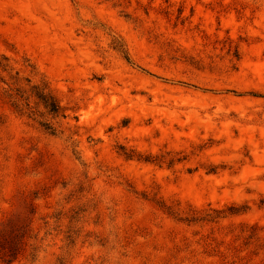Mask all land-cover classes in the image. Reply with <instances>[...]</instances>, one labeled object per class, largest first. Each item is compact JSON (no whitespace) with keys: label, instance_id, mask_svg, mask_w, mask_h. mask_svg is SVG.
<instances>
[{"label":"rangeland","instance_id":"obj_1","mask_svg":"<svg viewBox=\"0 0 264 264\" xmlns=\"http://www.w3.org/2000/svg\"><path fill=\"white\" fill-rule=\"evenodd\" d=\"M0 264H264V0H0Z\"/></svg>","mask_w":264,"mask_h":264},{"label":"trees","instance_id":"obj_2","mask_svg":"<svg viewBox=\"0 0 264 264\" xmlns=\"http://www.w3.org/2000/svg\"><path fill=\"white\" fill-rule=\"evenodd\" d=\"M38 98L46 109H48L53 115L59 116L60 112L62 111V108L58 104V102L54 100V98L45 93L40 94Z\"/></svg>","mask_w":264,"mask_h":264}]
</instances>
